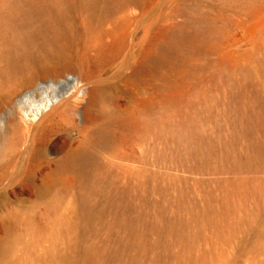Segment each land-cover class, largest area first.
<instances>
[{
    "label": "rangeland",
    "instance_id": "1",
    "mask_svg": "<svg viewBox=\"0 0 264 264\" xmlns=\"http://www.w3.org/2000/svg\"><path fill=\"white\" fill-rule=\"evenodd\" d=\"M6 131L0 264H264V0H55Z\"/></svg>",
    "mask_w": 264,
    "mask_h": 264
},
{
    "label": "bare ground",
    "instance_id": "2",
    "mask_svg": "<svg viewBox=\"0 0 264 264\" xmlns=\"http://www.w3.org/2000/svg\"><path fill=\"white\" fill-rule=\"evenodd\" d=\"M18 2H20L24 8L23 17L19 20H15L14 17L9 14L4 18V21L1 24L3 34L9 30L14 34V38L8 43H6L7 41L0 43L1 71L6 76H10L14 73L18 60L29 50V48L35 47L38 42L44 40L45 28L48 26L49 22V13L55 4V0H18ZM203 43L202 39L197 41L198 45ZM96 93V89H90L87 94V97L90 99L88 100L91 101ZM56 107L57 102L55 103L49 100L45 102L41 108L39 107L34 114L23 115V119L26 123H29L34 122L46 111H52L51 115L48 114L49 116L55 115L56 113L58 114L59 109ZM10 135L11 133L6 131L1 137L0 158L6 157L10 151ZM110 135V130H104L101 132V139L105 141ZM98 193L99 189L96 188L93 194L99 195ZM87 201L88 200L85 201V205H87ZM55 256L60 259L63 264H69L73 257L72 244L67 243L66 246L62 245L59 247L55 252Z\"/></svg>",
    "mask_w": 264,
    "mask_h": 264
}]
</instances>
